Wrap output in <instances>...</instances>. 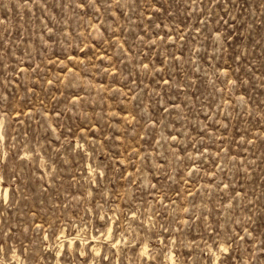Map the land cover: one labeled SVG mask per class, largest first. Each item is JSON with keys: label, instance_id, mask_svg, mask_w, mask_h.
Returning <instances> with one entry per match:
<instances>
[{"label": "rangeland", "instance_id": "1", "mask_svg": "<svg viewBox=\"0 0 264 264\" xmlns=\"http://www.w3.org/2000/svg\"><path fill=\"white\" fill-rule=\"evenodd\" d=\"M0 134V264H264V0H0Z\"/></svg>", "mask_w": 264, "mask_h": 264}, {"label": "bare ground", "instance_id": "2", "mask_svg": "<svg viewBox=\"0 0 264 264\" xmlns=\"http://www.w3.org/2000/svg\"><path fill=\"white\" fill-rule=\"evenodd\" d=\"M1 135V134H0ZM2 136V135H1ZM0 192H2L3 193V195H5V198H7L8 196H9V188L8 187H5L3 184H2V182H1V178H0ZM65 236V235H64ZM65 237H67V236H65ZM68 241H69V244L71 245V246H73L74 245V239L73 238H71V239H68ZM146 249V248H145ZM144 249V253L146 252V250ZM99 249H98V247H95V251H98Z\"/></svg>", "mask_w": 264, "mask_h": 264}]
</instances>
